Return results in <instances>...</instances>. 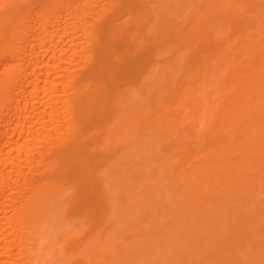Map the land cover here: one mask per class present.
Returning a JSON list of instances; mask_svg holds the SVG:
<instances>
[{
  "label": "bare ground",
  "instance_id": "bare-ground-1",
  "mask_svg": "<svg viewBox=\"0 0 264 264\" xmlns=\"http://www.w3.org/2000/svg\"><path fill=\"white\" fill-rule=\"evenodd\" d=\"M0 264H264V0H0Z\"/></svg>",
  "mask_w": 264,
  "mask_h": 264
}]
</instances>
